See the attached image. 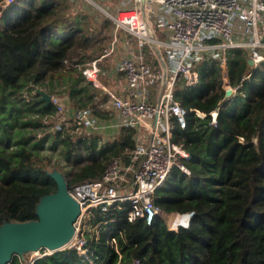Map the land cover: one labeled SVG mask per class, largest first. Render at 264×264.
<instances>
[{
	"label": "trees",
	"instance_id": "obj_1",
	"mask_svg": "<svg viewBox=\"0 0 264 264\" xmlns=\"http://www.w3.org/2000/svg\"><path fill=\"white\" fill-rule=\"evenodd\" d=\"M0 10L1 225L38 218L37 203L58 187L50 170H61L69 185L101 177L107 162L133 148L135 138L133 128L121 127L117 138L94 155L90 151L100 134L66 137L52 131L41 113L51 104L36 91L53 92L63 84L71 73L64 67L66 58L84 63L104 53L96 29L110 30V17L98 23L69 0H16ZM233 51L244 63L228 59L232 82L242 83L231 98L222 100L226 90L215 58L197 65V84L181 82L176 88L188 122L185 128L175 126L174 138L190 154L178 157L190 173L175 165L154 203L170 213L194 211L189 226L170 229L165 218L153 224L142 218L118 220L122 232H114L116 246L108 245L105 233L100 243L89 242L95 264H136V259L140 264H264V61L252 68L240 48ZM28 87L35 92L27 97ZM100 92L86 81L68 86L62 95L87 106ZM218 106L217 123H212L210 112ZM83 144L90 160L75 170L60 157L53 160L54 152L80 160ZM8 264L29 262L14 255ZM32 264L92 263L77 249H60Z\"/></svg>",
	"mask_w": 264,
	"mask_h": 264
},
{
	"label": "built area",
	"instance_id": "obj_2",
	"mask_svg": "<svg viewBox=\"0 0 264 264\" xmlns=\"http://www.w3.org/2000/svg\"><path fill=\"white\" fill-rule=\"evenodd\" d=\"M15 1L0 0V7ZM104 11L115 24L111 46L84 63L66 58L64 67L71 73L59 88L50 92L51 106L41 112L51 130L66 137L101 134L124 126L134 129V147H126L123 153L113 156L101 177L68 187L81 212L74 223V236L63 249H77L92 264L97 261L89 242L100 243L105 233L108 245L116 246L114 232H122L117 227L118 220L142 218L153 224L158 218L167 220L179 213L166 212L154 203L157 188L175 165L190 173L178 158H189L190 154L174 138L175 126L185 128L188 122V110L176 95L177 86L181 82L186 86L197 84V65L215 58L221 67L223 88H234V96L242 83L232 82L228 59L244 61L233 49L240 48L243 54L248 50L247 61L249 64L253 60L249 64L252 68L264 61V0H122L117 13ZM119 31L126 33L123 39ZM120 40L125 51L116 70L124 79L117 90H112L101 78V61L115 51ZM83 79L105 92L89 105L78 106L62 94L70 85L80 87ZM106 101L115 111L109 117L96 113L108 109L104 106ZM210 113L212 123H217L219 106ZM168 225L175 230L189 226L181 223L173 227L170 221ZM53 252L41 248L33 252L29 264ZM135 263L140 264V259Z\"/></svg>",
	"mask_w": 264,
	"mask_h": 264
},
{
	"label": "water",
	"instance_id": "obj_3",
	"mask_svg": "<svg viewBox=\"0 0 264 264\" xmlns=\"http://www.w3.org/2000/svg\"><path fill=\"white\" fill-rule=\"evenodd\" d=\"M249 64H253L252 59ZM38 92L46 104L51 102L50 92L44 88H39ZM233 94L234 88H228L222 100L226 101ZM49 174L58 187L56 191L43 195L37 203L38 218L4 221L0 225V264H8L14 255L24 258L25 253H33L41 248L58 251L74 236V223L81 212V206L69 193L65 174L57 168L50 170ZM194 214V211L181 213L188 217V224Z\"/></svg>",
	"mask_w": 264,
	"mask_h": 264
},
{
	"label": "rangeland",
	"instance_id": "obj_4",
	"mask_svg": "<svg viewBox=\"0 0 264 264\" xmlns=\"http://www.w3.org/2000/svg\"><path fill=\"white\" fill-rule=\"evenodd\" d=\"M66 1V0H64ZM69 2H71V4L76 8V10H82L83 12H88L89 15H91L93 18L95 17V20H97V22L99 23L100 20H103L105 17H110L107 15L106 11H104L102 8H104L105 10H107L108 12H110L111 14H115L117 13L119 7L122 6V2L121 0H69ZM98 3V5L96 3ZM96 21H94V24ZM158 29V28H157ZM99 28L96 29V34H98L99 37H102L106 48L108 49L109 45L113 42V38L115 36V24L113 23V25L111 26L110 30H102L101 32L98 31ZM159 31V29H158ZM120 34H122L121 36H125L126 33L123 31H119L118 35L120 36ZM124 48L123 45L121 43L116 44V48L115 51L106 56L105 58H103V60L101 61V66H102V72H101V78L103 80V82L109 80L110 78H114V79H120V76L117 75L115 72V67L116 64L120 58V56L124 53ZM246 57L249 55L248 50H246V53L244 54ZM86 79H83V81L81 82V84L86 83ZM119 81V80H118ZM115 85V84H114ZM105 91L103 90V88H101V92L99 93L100 95L103 94ZM34 93V90H30V88H26L24 91V94L28 97L31 96ZM65 96L66 95H62ZM67 98V97H66ZM68 99V98H67ZM104 111L108 112H104L103 110H100V112L98 113L101 116H110L115 114L114 112H110L111 110V103H109V101L105 102L104 105ZM108 106V107H107ZM107 113V114H106ZM45 120L48 122L47 118H45ZM120 129L118 128H112V129H107L105 132H102L100 134V139H97V143H95V146H92L91 151L94 155H96L101 148H103L108 142L113 141L115 138H117L118 134H119ZM78 151V150H77ZM56 156L53 157V160L57 159V157H60L63 161L66 162V164L68 165V167L70 166L72 168V170H75L78 166L82 165L84 162H87L90 160V156H89V150H87L83 144V146L79 148V158L80 160L75 161L74 156L70 157V159H64V157L60 154H58L57 152H54ZM169 218H167V223H169ZM169 226V225H168ZM33 253H25L24 254V258L26 259L28 262L31 259Z\"/></svg>",
	"mask_w": 264,
	"mask_h": 264
},
{
	"label": "crops",
	"instance_id": "obj_5",
	"mask_svg": "<svg viewBox=\"0 0 264 264\" xmlns=\"http://www.w3.org/2000/svg\"><path fill=\"white\" fill-rule=\"evenodd\" d=\"M121 2H122V0H121ZM96 3V2H95ZM98 4V3H97ZM122 35V34H121ZM124 37H122V39H123ZM119 43H121L122 45H123V40H120V42ZM111 46V44L109 45V47ZM108 47V48H109ZM106 50V49H105ZM105 52V51H104ZM103 54V53H102ZM147 55H148V57L149 58H151V56H150V54L149 53H147ZM115 69H116V67H115ZM116 72V74L117 75H119L120 76V79H114V78H110L109 80H107L106 82L104 81V84H105V86L106 87H108L109 89H112V90H117L118 88H119V85H121L122 84V82H123V76L121 75V73L120 72H118L117 70H115ZM122 76V77H121ZM121 78H122V80H121ZM119 80V81H118ZM115 84V85H114ZM105 112H108V110L107 111H105ZM110 112H114V110H110ZM107 114V113H106ZM107 117H109V116H107ZM112 129V128H111Z\"/></svg>",
	"mask_w": 264,
	"mask_h": 264
},
{
	"label": "bare ground",
	"instance_id": "obj_6",
	"mask_svg": "<svg viewBox=\"0 0 264 264\" xmlns=\"http://www.w3.org/2000/svg\"><path fill=\"white\" fill-rule=\"evenodd\" d=\"M169 221H170L171 226L176 227V225L181 224V223L182 224H188V217L183 216L179 213H174L171 215Z\"/></svg>",
	"mask_w": 264,
	"mask_h": 264
}]
</instances>
